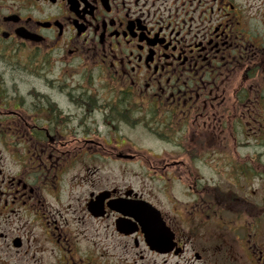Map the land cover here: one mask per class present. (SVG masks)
<instances>
[{"label":"flooded vegetation","instance_id":"af4514ba","mask_svg":"<svg viewBox=\"0 0 264 264\" xmlns=\"http://www.w3.org/2000/svg\"><path fill=\"white\" fill-rule=\"evenodd\" d=\"M262 180L264 0H0V264H264Z\"/></svg>","mask_w":264,"mask_h":264},{"label":"rangeland","instance_id":"374dc122","mask_svg":"<svg viewBox=\"0 0 264 264\" xmlns=\"http://www.w3.org/2000/svg\"><path fill=\"white\" fill-rule=\"evenodd\" d=\"M260 184V188H262L263 187V185H264V180H262V182H260L259 183ZM224 238H226V240H228L229 239V237L226 235Z\"/></svg>","mask_w":264,"mask_h":264}]
</instances>
